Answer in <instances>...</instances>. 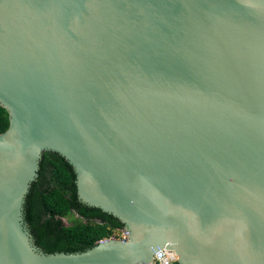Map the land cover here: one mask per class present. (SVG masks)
<instances>
[{"label":"water","instance_id":"1","mask_svg":"<svg viewBox=\"0 0 264 264\" xmlns=\"http://www.w3.org/2000/svg\"><path fill=\"white\" fill-rule=\"evenodd\" d=\"M0 264H264V0H0ZM45 152L122 226L34 245Z\"/></svg>","mask_w":264,"mask_h":264},{"label":"trees","instance_id":"2","mask_svg":"<svg viewBox=\"0 0 264 264\" xmlns=\"http://www.w3.org/2000/svg\"><path fill=\"white\" fill-rule=\"evenodd\" d=\"M9 126V116L0 108V135ZM37 174L25 199L24 221L42 252H83L123 229L116 219L79 201L76 174L62 156L45 152Z\"/></svg>","mask_w":264,"mask_h":264},{"label":"built area","instance_id":"3","mask_svg":"<svg viewBox=\"0 0 264 264\" xmlns=\"http://www.w3.org/2000/svg\"><path fill=\"white\" fill-rule=\"evenodd\" d=\"M126 235L121 230L116 231L109 238L124 240ZM107 239V238H105ZM149 264H175V255L167 250H160L155 254V259Z\"/></svg>","mask_w":264,"mask_h":264},{"label":"rangeland","instance_id":"4","mask_svg":"<svg viewBox=\"0 0 264 264\" xmlns=\"http://www.w3.org/2000/svg\"><path fill=\"white\" fill-rule=\"evenodd\" d=\"M65 223L68 225L70 222H69V220H67V221H65Z\"/></svg>","mask_w":264,"mask_h":264}]
</instances>
